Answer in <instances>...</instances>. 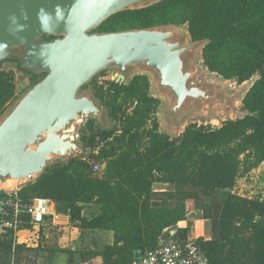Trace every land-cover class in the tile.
<instances>
[{
  "label": "trees",
  "instance_id": "1",
  "mask_svg": "<svg viewBox=\"0 0 264 264\" xmlns=\"http://www.w3.org/2000/svg\"><path fill=\"white\" fill-rule=\"evenodd\" d=\"M184 24L191 40H205L201 54L210 72L238 84L257 76L242 98L246 113L217 126L189 123L171 137L159 131V100L149 95L145 74L127 83L107 81L106 89L96 86V97L120 131L92 155L104 162L102 171L93 170L90 158L73 157L47 167L18 190L27 203L33 197L52 200L57 213L69 215L80 227L113 231L112 244L76 251L81 258L98 254L103 264H130L136 249L154 248L161 233L198 210L209 220L212 237L200 238L199 245L210 264H264V201L231 191L238 177L264 161V0H160L117 12L98 30ZM35 79L32 74L31 81ZM15 97L14 75L0 70V116ZM80 139L93 141L85 134ZM154 182L172 188L155 191ZM85 203L97 204L99 214L82 216ZM28 219L20 229L32 227ZM191 227L187 222L176 236L184 239ZM57 251L17 242L10 228L0 234V264H42L44 256Z\"/></svg>",
  "mask_w": 264,
  "mask_h": 264
},
{
  "label": "water",
  "instance_id": "2",
  "mask_svg": "<svg viewBox=\"0 0 264 264\" xmlns=\"http://www.w3.org/2000/svg\"><path fill=\"white\" fill-rule=\"evenodd\" d=\"M159 1L0 0V63L15 59L39 75L0 116V194L75 157L80 127L105 119L95 92L80 93L104 70L114 69L108 80L116 83H126L134 67L153 74L156 92L170 98L163 117L168 127L179 129L180 114L191 107L234 110L235 101H242L253 82L230 95L196 75L192 57L205 40L187 42L170 25L94 31L117 12ZM142 253L136 249L134 258Z\"/></svg>",
  "mask_w": 264,
  "mask_h": 264
},
{
  "label": "rangeland",
  "instance_id": "3",
  "mask_svg": "<svg viewBox=\"0 0 264 264\" xmlns=\"http://www.w3.org/2000/svg\"><path fill=\"white\" fill-rule=\"evenodd\" d=\"M176 33L177 36L180 35H186L187 42H190V36L187 31V25H170ZM94 31H99L94 30ZM191 66L194 67L196 71L197 76H205L207 79L212 80L214 82H217L221 85V90L224 93L227 94H235L236 92L240 91L243 86L249 87L251 83L257 78V76H254L249 81L238 84L237 82L233 80H225L220 75L210 72L207 67L204 65L202 60V54L201 50H198L194 53L192 57ZM0 70L9 71L14 75V81L16 84V95L21 93L24 89L28 87L33 81H35L37 78H39V75H36V79L31 81V72H28L24 69H22L17 60L15 59H6L0 63ZM114 72V69H107L99 74H97L81 91L80 93L86 91L89 93L94 92L96 86H103L104 89L107 88V80ZM136 74H145L148 77L149 80V95L154 96L159 100V104L155 110V115L158 121V128L159 131L163 133L169 134L171 137L178 136L181 134L185 127L189 123H197V124H211V125H220L222 121L227 119H234L239 116H242L241 113L243 111L242 109V101L241 97H239L235 101V107L234 110L231 108H223V107H216L213 109H209L207 111L201 110L200 108L191 107L188 110L182 111L181 116V127L174 128V127H168L163 120L164 117V110L168 107L170 104V98L166 94H159L155 90V79L153 74L146 72L144 70L133 68V71L131 72L129 79L126 81L129 82V80ZM98 99V98H97ZM99 103L103 104L102 101L98 99ZM12 104V102H9L7 107ZM104 105V104H103ZM105 106V105H104ZM132 109V105L128 106V111ZM118 121L113 119L110 114L108 108L105 106V119L104 121H101L100 119L93 120V123L91 126H81L80 127V136L82 134H85L87 136H92L93 141L91 142H84L80 139V146L78 152L75 154V157H85L90 158L91 162L94 164H98L100 166H104V162L95 160L92 158L93 154H99L100 150L106 146V141L112 140L113 137L116 134H119L120 131L115 130V126ZM107 135L106 139H104V136ZM145 141V138H142L140 140V143L143 144ZM143 147L141 146L140 149ZM100 172V171H96ZM234 194L246 198L248 200H257L262 202L264 201V161L261 162L257 167L251 169L247 174L244 176H240L236 179V182L231 190ZM222 196H225V193L222 194ZM190 218L192 219H199L201 218V211L194 210L191 213L188 214ZM200 224L195 223L193 227L191 228L192 234H197L200 232ZM1 233V230H0ZM212 234L211 232L209 234H204L202 238H209L211 239Z\"/></svg>",
  "mask_w": 264,
  "mask_h": 264
},
{
  "label": "crops",
  "instance_id": "4",
  "mask_svg": "<svg viewBox=\"0 0 264 264\" xmlns=\"http://www.w3.org/2000/svg\"><path fill=\"white\" fill-rule=\"evenodd\" d=\"M103 168L104 166H102ZM152 188L155 191H166L171 189L172 186L169 183L154 182ZM51 202V214L46 217L45 224L40 229L31 227L19 230L15 235V241L24 242L28 245L40 243L44 248L59 249L56 253L48 255L49 258L44 256L42 264H103L98 254L91 256L85 253L81 258L75 252L96 251L101 246L112 244L113 231L80 227L79 222L71 221L69 215L57 213L54 202L52 200ZM98 214L99 206L97 204H84L82 216L91 219ZM189 221L192 222V227L195 223L200 224V232L194 235L203 236L211 232L208 219H192L188 215L186 220L170 227L168 233L176 235V230L185 227ZM40 230L43 232L42 235L39 233Z\"/></svg>",
  "mask_w": 264,
  "mask_h": 264
},
{
  "label": "built area",
  "instance_id": "5",
  "mask_svg": "<svg viewBox=\"0 0 264 264\" xmlns=\"http://www.w3.org/2000/svg\"><path fill=\"white\" fill-rule=\"evenodd\" d=\"M94 171H102V166L93 165ZM15 189L0 194L1 233L7 228L16 233L21 230L24 217L34 228L40 229L51 214V200L44 197H33L25 202ZM202 236L187 234L184 239L169 233H161L154 248L142 253V256L130 264H210L204 250L199 245Z\"/></svg>",
  "mask_w": 264,
  "mask_h": 264
},
{
  "label": "flooded vegetation",
  "instance_id": "6",
  "mask_svg": "<svg viewBox=\"0 0 264 264\" xmlns=\"http://www.w3.org/2000/svg\"><path fill=\"white\" fill-rule=\"evenodd\" d=\"M108 82H114V81H109V80H107Z\"/></svg>",
  "mask_w": 264,
  "mask_h": 264
}]
</instances>
